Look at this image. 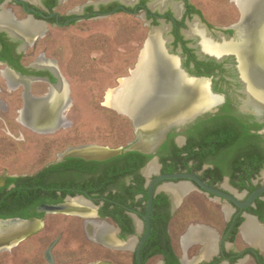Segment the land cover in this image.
Segmentation results:
<instances>
[{"label": "flooded vegetation", "instance_id": "obj_1", "mask_svg": "<svg viewBox=\"0 0 264 264\" xmlns=\"http://www.w3.org/2000/svg\"><path fill=\"white\" fill-rule=\"evenodd\" d=\"M70 1L0 0L1 75L9 93L20 91V121L42 133L72 125L67 118L71 91L58 61L40 53L27 66V50L50 27L125 12L141 15L155 33L151 42L162 71L157 101L137 124L148 130L179 123L170 125L154 154L128 152L105 161L76 156L90 151L93 145L87 144L68 149L32 174L5 172L0 175V220L37 219L44 228L47 213L41 207L74 205L78 212L59 214L82 219L94 245L92 263L137 264L147 230L149 182L156 177L194 175L240 202L264 186V0L248 2L249 15L241 0H233L240 18L227 27L212 26L191 0H86L63 12ZM34 83L45 84L47 91L35 96ZM204 106L213 107L185 119ZM245 128L249 137L242 135ZM225 131L237 133L244 144L220 147L224 137L219 133ZM10 178L16 181L8 184ZM153 193L143 264H264V194L241 210L189 179L161 181ZM249 221L257 227L254 238L244 235ZM60 241L58 236L48 248Z\"/></svg>", "mask_w": 264, "mask_h": 264}, {"label": "rangeland", "instance_id": "obj_2", "mask_svg": "<svg viewBox=\"0 0 264 264\" xmlns=\"http://www.w3.org/2000/svg\"><path fill=\"white\" fill-rule=\"evenodd\" d=\"M85 1L71 0L63 12ZM191 3L214 27L233 25L240 18L233 0H191ZM149 29L141 15L120 12L67 28L50 27L47 36L27 50L23 59L25 65L32 64L38 54L46 53L58 61L70 87L72 107L67 118L72 125L49 133L31 130L20 121V91L8 92L0 66V175L5 172L9 175L32 174L57 161L68 149L82 145L115 149L131 143L135 138L132 120L103 103L108 92L117 88L121 79L130 77L136 68L150 36ZM46 91L43 83L32 85L35 96H42ZM58 236L61 241L53 249L57 264L93 262L94 245L87 238L82 219L47 214L40 233L9 251L0 252V264H48L45 250ZM175 237L176 245L178 236ZM239 243L242 246V240ZM98 249L100 253L106 252Z\"/></svg>", "mask_w": 264, "mask_h": 264}, {"label": "water", "instance_id": "obj_3", "mask_svg": "<svg viewBox=\"0 0 264 264\" xmlns=\"http://www.w3.org/2000/svg\"><path fill=\"white\" fill-rule=\"evenodd\" d=\"M155 33H151L150 36L148 37L146 43L155 39ZM237 39V37H236ZM154 42V41H153ZM155 43V42H154ZM146 45V44H145ZM145 49V47H144ZM144 49L142 51H144ZM142 54V52H141ZM141 54L139 56V62L136 65V68L131 72L134 73L138 65L140 64V58ZM157 56V55H156ZM159 69V82L161 81L160 78L162 77V71L160 68ZM130 76V77H131ZM124 78V79H128ZM210 86V83H209ZM120 86H118L115 89H119ZM113 89V90H115ZM210 91V90H209ZM210 95L213 94L209 92ZM209 95V94H208ZM211 99V98H210ZM209 99V100H210ZM210 102H213L211 100ZM213 107V106H212ZM212 107L204 106L200 107L199 110L192 109L188 115L187 119L195 117L197 113H202L205 111L210 110ZM134 127H135V139L129 143L125 147H119V148H108V147H102V146H90L87 147L88 152H81L76 154V156H79L84 159L88 160H95V161H105L108 160L109 158L117 157L122 154L128 153V152H139L141 154H154L161 145L165 139V133L167 129L170 127V125L178 124L179 122H172L170 125H162L158 128L155 129H148L145 130L144 127L138 126V121L135 119L134 121ZM175 179H189L194 181V183L198 184L201 188H203L206 191L227 197L230 199L238 208L241 210L248 208L252 203L261 195L264 194V186L261 188L255 190L245 202H240L236 198L226 194L222 193L219 191H216L214 189L209 188L204 182H202L198 177L194 175H182V174H172V175H162L156 177L154 180L149 182V188H148V206H147V212L145 216V221H146V233L145 236L143 237L142 241L140 242L137 252H136V260L137 264H143L142 258H141V249L148 239L149 233H150V214L152 210V204H153V199H154V188L155 186L165 180H175ZM3 185V180L0 177V187ZM40 212H45L47 214H61V213H75L78 212V208L75 207L74 205H45L40 208ZM42 225V226H41ZM43 228V222L40 220H27V219H7V220H0V250H7V249H12L19 245L22 241L26 240L29 236L34 235L41 231ZM57 242H53L49 248L46 250L45 256L46 259L50 264L54 263V258L52 255V249L56 245Z\"/></svg>", "mask_w": 264, "mask_h": 264}, {"label": "bare ground", "instance_id": "obj_4", "mask_svg": "<svg viewBox=\"0 0 264 264\" xmlns=\"http://www.w3.org/2000/svg\"><path fill=\"white\" fill-rule=\"evenodd\" d=\"M241 1L245 5H242V7L245 8L244 14L249 15L251 11L248 8V2H252V0ZM153 47L154 43L152 44L149 40L141 55L140 64L138 65L137 70L132 73V76L129 77L130 79H121V84L119 85L120 88L109 91L106 101L104 102L107 107L115 108L116 110L121 111V113L131 116L133 120H139L141 113L144 116L149 107L156 103H153L155 98L157 101L159 66L157 62H155L156 58ZM243 231L245 237L250 238L257 232V227L253 222L249 221L243 228ZM262 241L264 244V236Z\"/></svg>", "mask_w": 264, "mask_h": 264}, {"label": "trees", "instance_id": "obj_5", "mask_svg": "<svg viewBox=\"0 0 264 264\" xmlns=\"http://www.w3.org/2000/svg\"><path fill=\"white\" fill-rule=\"evenodd\" d=\"M249 129H247V128H245V130H244V132L242 133V135L243 136H245V137H249L248 135H251L250 133H249V131H248ZM236 134L237 133H235V132H221V133H219V135H223V137H224V139H222V140H220L219 142H218V145L220 146V147H223V148H233V145H243L244 143H242L243 142V140H238L237 138H235L236 137ZM136 155H140V153L139 152H134ZM131 154V153H130ZM133 154V153H132ZM123 155H125V154H123ZM143 164V163H142ZM14 181H16V179H13V178H10V179H8V184L9 183H12V182H14Z\"/></svg>", "mask_w": 264, "mask_h": 264}, {"label": "crops", "instance_id": "obj_6", "mask_svg": "<svg viewBox=\"0 0 264 264\" xmlns=\"http://www.w3.org/2000/svg\"><path fill=\"white\" fill-rule=\"evenodd\" d=\"M91 264H97V263H91Z\"/></svg>", "mask_w": 264, "mask_h": 264}]
</instances>
